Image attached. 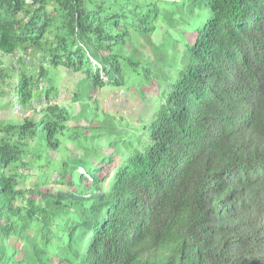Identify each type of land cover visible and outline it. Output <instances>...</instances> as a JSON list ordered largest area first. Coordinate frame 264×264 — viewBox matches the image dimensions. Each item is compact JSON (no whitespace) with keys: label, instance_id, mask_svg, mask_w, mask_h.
<instances>
[{"label":"trees","instance_id":"obj_1","mask_svg":"<svg viewBox=\"0 0 264 264\" xmlns=\"http://www.w3.org/2000/svg\"><path fill=\"white\" fill-rule=\"evenodd\" d=\"M60 70L153 115H0V264H264V0H0V99Z\"/></svg>","mask_w":264,"mask_h":264},{"label":"rangeland","instance_id":"obj_2","mask_svg":"<svg viewBox=\"0 0 264 264\" xmlns=\"http://www.w3.org/2000/svg\"><path fill=\"white\" fill-rule=\"evenodd\" d=\"M23 59L27 61L28 57L18 54L5 57L4 61L13 63L16 60ZM59 75L62 80L56 89L59 93L57 96L47 98L43 96L41 101L36 102L33 100L21 107L11 97L0 99V115L2 118H6L7 121L13 123H21L27 119H39L44 112L42 107L50 103L69 110L74 117L81 119L83 124L88 123L90 120L95 121L94 123L97 124L96 121L101 120L118 125L139 126L141 123H147L153 115V106L149 105L147 100L137 96L129 89L114 86L97 89L94 92L95 98L91 101L75 102L74 93L79 86L78 82L83 79V76L66 70H60ZM16 101L18 100L16 99ZM4 105L5 107L2 109ZM86 116L90 117V120ZM75 124H77L75 120L70 122L71 126ZM54 188L57 187L54 186Z\"/></svg>","mask_w":264,"mask_h":264}]
</instances>
